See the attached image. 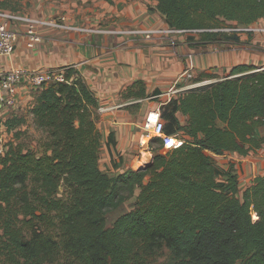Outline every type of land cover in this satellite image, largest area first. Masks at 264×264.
<instances>
[{"label": "trees", "instance_id": "trees-1", "mask_svg": "<svg viewBox=\"0 0 264 264\" xmlns=\"http://www.w3.org/2000/svg\"><path fill=\"white\" fill-rule=\"evenodd\" d=\"M21 1L0 7L19 11ZM157 8L197 45L238 42L239 31L221 28L264 16V0H157ZM65 72L67 81L40 86L32 107L39 145H26L18 129L19 141L0 151L1 264H264V174L241 190L234 163L225 169L215 158L264 149V68L242 63L223 77H194L211 81L161 107L181 145L152 136L153 160L115 175L99 164L98 99L74 68ZM125 96H147L145 82ZM22 120L5 123L16 129ZM137 187L132 208L108 224Z\"/></svg>", "mask_w": 264, "mask_h": 264}, {"label": "crops", "instance_id": "crops-1", "mask_svg": "<svg viewBox=\"0 0 264 264\" xmlns=\"http://www.w3.org/2000/svg\"><path fill=\"white\" fill-rule=\"evenodd\" d=\"M27 1L29 7H25L23 13L33 17L66 15L68 23L77 25L148 28L168 24L157 8V0ZM254 25L264 26V16ZM12 26L24 31L23 23ZM41 34V41L29 47L25 34L21 33L13 54L0 56V73L18 66L74 68L98 99L96 123L102 134L99 164L112 175L130 167L145 166L153 160L151 138L141 142L146 137L147 115L184 92L167 94L178 80L181 84L187 83L181 77L185 68L192 67L195 78L201 72L223 77L234 65L242 63L264 68V32L261 31H239L238 42L222 40L201 45L193 44L189 33L170 37L154 35L148 39L122 33L44 26ZM136 80L145 82L147 96H125L126 89ZM39 89L40 86L23 79L15 106L0 103V131L4 132L1 139L13 131L25 129V125L21 127L25 123L37 129L32 107ZM101 106L107 109L101 111ZM10 117L23 118L16 129L7 128L5 121ZM263 134L264 128H261L259 135ZM219 157L229 159V167L234 163L239 176L242 166L248 185L256 176L264 174V149H252L247 154L232 151L215 155L216 159Z\"/></svg>", "mask_w": 264, "mask_h": 264}, {"label": "built area", "instance_id": "built-area-1", "mask_svg": "<svg viewBox=\"0 0 264 264\" xmlns=\"http://www.w3.org/2000/svg\"><path fill=\"white\" fill-rule=\"evenodd\" d=\"M19 25L23 23L24 31L20 27H13V24ZM44 26L56 27L66 30H78L93 33H122L127 35L141 36L152 38L154 35L170 37L178 33H186L185 30L177 29L164 24L155 27H107V26H85L68 23L66 15H58L53 17H33L21 11H14L0 7V56H10L15 51L20 34H25L27 45L35 46L42 39L41 28ZM225 31H261L264 32V26L239 25L221 28ZM182 79L187 83L181 84L178 80L167 94H175L200 85V82H194V72L192 67H187L181 74ZM27 79L32 85L42 86L51 81H67L65 68L51 67L48 69L27 68L23 66L14 67L12 69L0 73V103L7 106H15L18 97L19 85ZM207 81V80H206ZM101 111L107 108L101 106ZM146 137L141 139L142 143L147 141L148 137L158 136L167 148H173L181 145L182 138L176 134H168L165 131V120L161 114V108H155L149 111L144 124Z\"/></svg>", "mask_w": 264, "mask_h": 264}, {"label": "rangeland", "instance_id": "rangeland-1", "mask_svg": "<svg viewBox=\"0 0 264 264\" xmlns=\"http://www.w3.org/2000/svg\"><path fill=\"white\" fill-rule=\"evenodd\" d=\"M28 2L29 1H27V0L21 1L20 2L19 11L23 12L25 7H29V3ZM194 75H195V73H194ZM207 82H209V81H200V85L205 84ZM27 124H29V123H25V124L21 125L22 128L24 127V125H25L26 128L23 129V132H22L21 136L19 137V139L21 141H23L28 146H38L40 139L44 138V134H43L42 131L32 128L30 126L31 124H29V125H27ZM29 126H30V128H29ZM261 132H263V131H261ZM3 133H4L3 131L2 132L0 131V136ZM1 137H0V151L1 152H4V150L7 148V144H9L10 141H12V140L19 141V139L15 138V131H13L12 133H9L8 135H5L2 139H1ZM216 161H218V163L221 166L223 165L222 166L223 168H228L229 167V165H228L229 159H226V158L224 159V158L219 157V158L216 159ZM240 170H241L240 188H241V190H243L245 188V186L248 185V181H247V179H245L246 178V175H245L246 172L242 168V166H241ZM221 178H223V177H221ZM140 192H141V188L137 187L136 190H135L134 197H132L130 200L126 201L125 204L122 207H120L118 209H115V210L109 211L108 214H107L108 224H111L114 221V219L119 214H121L122 212L131 209L132 206H133L132 204L134 202L135 197ZM0 252H2L1 247H0ZM164 257L165 256L160 257V260H162ZM0 260H1L0 264L5 261V259L3 257H1Z\"/></svg>", "mask_w": 264, "mask_h": 264}]
</instances>
